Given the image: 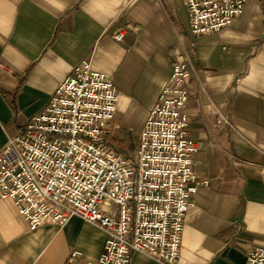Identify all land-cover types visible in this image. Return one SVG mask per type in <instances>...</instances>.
<instances>
[{
	"label": "crops",
	"instance_id": "crops-1",
	"mask_svg": "<svg viewBox=\"0 0 264 264\" xmlns=\"http://www.w3.org/2000/svg\"><path fill=\"white\" fill-rule=\"evenodd\" d=\"M85 60L121 93L111 143L134 150L173 63H188L195 170L210 183L185 216L174 264H245L264 244V0L200 36L183 0H0V150ZM106 237L79 216L32 229L0 197V264H64L73 251L96 260ZM131 264L160 263L134 253Z\"/></svg>",
	"mask_w": 264,
	"mask_h": 264
},
{
	"label": "built area",
	"instance_id": "built-area-1",
	"mask_svg": "<svg viewBox=\"0 0 264 264\" xmlns=\"http://www.w3.org/2000/svg\"><path fill=\"white\" fill-rule=\"evenodd\" d=\"M245 1L183 0L195 36L230 26ZM192 74L187 62L173 63L133 157L110 141L121 93L109 74L86 60L0 150V197L13 199L32 229L79 216L106 233L98 259L73 251L64 264H131L134 253L160 264L179 258L185 216L200 185L210 183L196 173L199 144L188 131L186 83ZM245 264H264V244Z\"/></svg>",
	"mask_w": 264,
	"mask_h": 264
},
{
	"label": "rangeland",
	"instance_id": "rangeland-1",
	"mask_svg": "<svg viewBox=\"0 0 264 264\" xmlns=\"http://www.w3.org/2000/svg\"><path fill=\"white\" fill-rule=\"evenodd\" d=\"M113 146L117 147V149H119L123 155L125 156H130V157H133L135 155V150H134V147H123V148H120L118 144H113ZM116 210V207H113L112 208V211L114 212Z\"/></svg>",
	"mask_w": 264,
	"mask_h": 264
}]
</instances>
